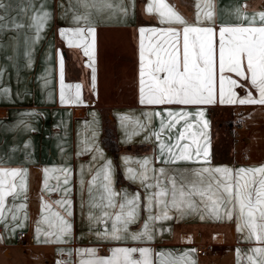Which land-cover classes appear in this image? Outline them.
Segmentation results:
<instances>
[{"label":"crops","instance_id":"obj_1","mask_svg":"<svg viewBox=\"0 0 264 264\" xmlns=\"http://www.w3.org/2000/svg\"><path fill=\"white\" fill-rule=\"evenodd\" d=\"M164 2L189 25L214 28L217 45L219 27L247 25L246 20H238L234 14L237 5L247 4L249 17L264 5V0H211L213 19L197 22V0ZM0 3L4 4L0 8V168L27 171L26 192L6 201V207L16 211H6L5 218L0 220V264H83L107 259L112 249L123 247L150 249L152 264H171L186 253L185 259L194 264H249L247 256L252 255L251 250L264 244L249 240L244 232L238 231L235 216L232 220L216 219L200 211L181 214L171 209L169 219L149 220L150 215L160 212L155 203L149 207L147 200L158 189L146 188L139 178L130 179L128 170L143 171L141 164L147 158L151 161L150 178L145 183L155 184L153 177H159L161 185L170 188L167 177H176L178 181L185 177L195 179L194 170L203 167H228L235 171L264 166V105L220 104L218 96L217 102L210 105L141 104L139 29L182 27L161 23L155 12L149 14L147 7L152 0H0ZM201 8L206 10L204 0ZM44 13L48 14L47 19L37 32L33 18ZM85 15L86 21L82 19ZM256 26H260L258 20ZM77 27L95 28L94 87L93 70L89 67L92 61L82 47H69L60 34ZM61 58L65 99L74 98V86L80 85L81 102L61 103ZM233 78L240 85L234 88L239 98L249 91L258 96L248 81L234 75ZM68 85L73 87L69 89ZM166 109L205 112L204 119L209 122L206 130L209 162H166L167 156L161 153L159 143L174 142L184 125L181 121L171 131L165 130L158 141L153 133L161 131ZM157 112L165 115H154L151 120L145 115ZM123 117L127 119L122 120ZM237 120L246 123L245 131L238 132L241 135L236 132L241 125ZM138 122L144 127L140 128ZM188 122L196 123V117L190 116ZM106 126L114 130L119 146L116 154L102 141ZM198 127L202 128V124ZM227 133L231 138L225 145ZM253 137L255 144L261 140L256 149L263 156L244 153ZM238 151L244 155L238 156ZM109 162L112 188L119 193L116 200L119 202L125 195L140 197L138 217L128 226V233L142 231L147 222L151 240L103 237L111 224L103 216L104 211L115 213L118 209L95 206L102 189L93 186L90 196L89 186ZM46 168L69 170L68 183H64L62 172L50 171L45 190ZM159 169H164V176ZM63 200L71 201L70 216L56 203ZM45 203L51 205L49 212L42 208ZM20 205L24 207L21 209ZM52 213H59L71 225L70 232L59 242L50 235L58 231L59 225ZM13 214L22 227L11 218ZM19 232L32 235L34 240L19 239ZM200 247L206 249V255L197 253ZM87 250H94V255ZM135 257L139 258V253Z\"/></svg>","mask_w":264,"mask_h":264},{"label":"snow or ice","instance_id":"obj_2","mask_svg":"<svg viewBox=\"0 0 264 264\" xmlns=\"http://www.w3.org/2000/svg\"><path fill=\"white\" fill-rule=\"evenodd\" d=\"M206 10L201 8V0H197V22L211 20L214 9L211 0H204ZM4 4L0 3V8ZM149 14L157 13L161 23L178 24L181 29L169 27L158 30L156 28L139 29L140 33V68H139V102L147 105H210L220 104L264 105V5L251 17L246 15L247 4L237 5L234 14L238 20H246L247 25L221 26L218 29V45L215 42L217 31L212 27H199L189 25L176 11L164 0H152L148 5ZM47 13L33 18L37 32H39L47 19ZM81 19V17H77ZM85 21L87 15L83 16ZM257 20L260 26L257 25ZM61 36L67 39L69 47H82L84 54L92 63L89 67L93 70V87L95 86V68L93 67V52L95 46V28L77 27L74 30L61 31ZM182 35V44H181ZM145 39L148 43L145 44ZM61 71V103H76L80 101V85H75L74 98L65 99L63 85V58L60 60ZM248 81L258 96L254 97L249 91L243 98H239L234 91L239 87L237 79ZM69 89L73 86L68 85ZM149 120L164 113H146ZM196 117V123L188 122L190 116ZM205 112L198 110L189 113L184 109L172 111L166 109V119L160 123V132L153 135L158 141L162 133L171 131L184 121L183 130L178 133L174 142L159 143L162 154H166V162L178 161H203L209 162L208 136L206 130L209 122L204 119ZM123 117L122 120H126ZM202 124V128L198 126ZM143 128V124H139ZM198 129V130H194ZM189 140L190 143H181ZM203 140V143H202ZM147 158L141 164L143 171L134 173L128 170L130 179L141 180L146 188H156L147 200L151 207L154 203L160 208L158 215H150L149 220H167L169 211L175 209L181 214L185 212H204L216 219L237 220V230L244 232L246 238L264 244V166L255 168H240L233 170L228 167H203L194 170L195 179L167 177L170 188L160 183L159 177L155 184L145 183L150 177ZM60 171L64 175V183H68L69 170L44 169V187L48 189V173ZM161 176L165 175L164 169H159ZM207 174V175H205ZM25 169L0 168V220L5 218V212H15L7 208L6 201L9 197L15 198L21 192H26ZM19 178V184L17 183ZM59 179V178H57ZM97 181H100L97 184ZM93 186L102 189L99 203L95 206L105 209H118L115 213L104 211L103 216L110 220V230L103 233L105 239L121 240L130 236L133 241L151 240L152 234L146 222L143 230L128 233V226L135 223L138 217L139 195L131 198L124 196L119 202L116 197L119 193L112 188V169L109 162L93 177L89 194L92 195ZM70 191V190H69ZM170 197V198H169ZM70 216V200L56 202ZM24 206L20 205L22 209ZM45 212L51 210V205H42ZM58 221V231L51 233L57 242L71 230V225L59 215L52 213ZM17 221V226L22 227L19 218L13 214L11 217ZM47 220V216L44 218ZM107 223V221H105ZM49 227H53L49 223ZM94 255V250H87ZM252 255L247 256L249 264H264V247H255ZM139 253V258L135 254ZM163 255V254H161ZM239 255V253H238ZM151 251L148 248L123 247L112 249L111 257L107 259L90 260L83 264H152ZM184 257L172 261L171 264H194V261ZM163 264V262H162Z\"/></svg>","mask_w":264,"mask_h":264},{"label":"rangeland","instance_id":"obj_3","mask_svg":"<svg viewBox=\"0 0 264 264\" xmlns=\"http://www.w3.org/2000/svg\"><path fill=\"white\" fill-rule=\"evenodd\" d=\"M245 127H246V123H243V124H241V125H239V126H237L236 127V132L238 133V132H241V131H245ZM229 132V131H228ZM238 134H240V133H238ZM229 137H228V136ZM227 135H225V140H226V144L225 145H227V139L228 138H231L230 137V135L227 133ZM241 135V134H240ZM261 142V140L259 139V141H257V143L255 144V137H253V141H252V143L250 144V146H248L249 147V149L248 150H246L244 153L245 154H248L249 156H263V153H259V150L258 149H256V147L258 146V145H260V144H262V143H260ZM262 150V149H261ZM261 150H260V152H261ZM263 151V150H262ZM244 153L242 152V151H238L237 152V154H238V156H243L244 155Z\"/></svg>","mask_w":264,"mask_h":264},{"label":"trees","instance_id":"obj_4","mask_svg":"<svg viewBox=\"0 0 264 264\" xmlns=\"http://www.w3.org/2000/svg\"><path fill=\"white\" fill-rule=\"evenodd\" d=\"M102 141L107 148H109L112 153L116 154L119 151V146L115 141L114 130L111 126H106L104 129Z\"/></svg>","mask_w":264,"mask_h":264},{"label":"built area","instance_id":"obj_5","mask_svg":"<svg viewBox=\"0 0 264 264\" xmlns=\"http://www.w3.org/2000/svg\"><path fill=\"white\" fill-rule=\"evenodd\" d=\"M241 122H242L241 120H237L236 123L239 125V124H241ZM18 237H19V239H23V238L27 237L29 242H32L34 240V237L32 235L27 236V234L25 232H19ZM197 253L200 255H206L207 252H206L205 248L200 247V248H197Z\"/></svg>","mask_w":264,"mask_h":264}]
</instances>
